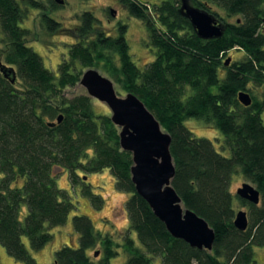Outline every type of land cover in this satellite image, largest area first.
I'll use <instances>...</instances> for the list:
<instances>
[{
  "label": "trees",
  "instance_id": "1",
  "mask_svg": "<svg viewBox=\"0 0 264 264\" xmlns=\"http://www.w3.org/2000/svg\"><path fill=\"white\" fill-rule=\"evenodd\" d=\"M27 3L42 12L40 3ZM116 3L142 22L153 59L142 68L134 63L125 24L106 31L94 13L84 10L78 24L61 28L42 12L40 23L50 35L72 40L53 73L30 47L36 36L20 25L25 5L0 0V62L15 72L14 82L0 73V245L13 260L37 264L30 251L51 242L49 230L64 225L75 207L70 190L58 186V176L66 174L73 188L79 172L107 169L115 189L128 193L121 242L95 229L88 216L75 214L71 226L77 245H62L51 264H110L119 248L125 264H153L154 257L160 264H264L253 258V247L264 246V0H191L223 26L220 37L208 40L197 37L179 14L181 0ZM235 49L243 53L241 59L229 57ZM88 68L135 95L169 134L171 186L183 206L213 230L211 250L170 235L135 192L131 154L120 148L110 116L96 113L87 95H65ZM256 87L260 99L251 93ZM239 92L250 96V105L239 102ZM189 119L216 129L219 147L195 136L185 124ZM235 174L257 189V204L231 194ZM79 193L96 210L101 208L102 199L85 182ZM235 200L247 206L244 231L233 225ZM96 244L100 255L90 256L88 250Z\"/></svg>",
  "mask_w": 264,
  "mask_h": 264
},
{
  "label": "rangeland",
  "instance_id": "2",
  "mask_svg": "<svg viewBox=\"0 0 264 264\" xmlns=\"http://www.w3.org/2000/svg\"><path fill=\"white\" fill-rule=\"evenodd\" d=\"M26 9L25 19L20 23L22 27L29 28L32 31L35 40L30 41V47L37 52L41 57L43 65L51 70L53 73L57 71V64L62 57L66 56L67 45L72 42L71 38L61 33L50 35L47 30L40 23V15L42 12L46 13L53 19L61 24V28L69 27L73 24H78L79 15L88 10L94 13L98 23L104 27L106 31L114 32L115 26L119 23L126 25L125 38L129 46V53L134 63L142 68L146 63L153 59V51L146 44L147 35L144 26L140 20L130 16L116 0H62V3H57L55 0H34L40 3L43 8L42 12L39 9L31 8L28 6V0H17ZM144 2H154V0H142ZM150 9V6H147ZM220 15H224L220 9H217ZM236 17L228 18L229 22H234ZM231 59H241L243 53L240 50H233L228 52ZM86 70V69H85ZM101 75H104L100 70L96 69ZM84 71V70H83ZM108 78V77H107ZM17 86V85H16ZM118 96H124V92L120 91L117 86H113ZM67 97L77 95H87L86 90L79 83L73 87H69L64 91ZM255 98L260 99L261 88H253L251 92ZM90 97V96H89ZM92 99L93 109L96 113L111 115L108 107L98 100ZM261 118L264 122V109L261 112ZM195 136L205 137L210 139L215 148L219 147L221 140L220 134L216 129L204 126L200 121L189 119L185 122ZM117 127V126H116ZM119 131V127H117ZM58 172V171H57ZM79 177L73 188L70 186V180L66 174H60L57 178L59 187L70 190L72 200L75 203L73 211L69 214L67 222L56 228H51L49 231L53 235L51 242L41 248L39 251H30L31 255L35 258L37 264H51L53 260V253L62 245L76 246L78 241L77 234L72 230L71 218L73 215H86L88 216L95 229L101 233H108L115 242L120 243V235L124 229L127 228V216L123 210V204L128 198V193L121 192L115 189L114 180L107 169L97 173H82L79 172ZM84 182L89 186L94 194H97L102 199V206L95 209L87 197H82L79 193L80 186ZM249 181L245 180L240 174H235L233 177L229 190L232 195H236V189L242 183ZM253 185V184H251ZM235 212L242 210L246 212L248 222V211L246 205H241L239 200L233 203ZM248 225V224H247ZM134 238V235L131 234ZM117 256L110 259V264H125L126 255L122 249H117ZM97 253V255H95ZM90 256L100 255L99 246L96 244L93 248L88 250ZM253 258L257 263L264 262V246L253 247ZM153 264H160L159 258L152 259ZM0 264H21L13 260L5 252L4 248L0 245Z\"/></svg>",
  "mask_w": 264,
  "mask_h": 264
},
{
  "label": "water",
  "instance_id": "3",
  "mask_svg": "<svg viewBox=\"0 0 264 264\" xmlns=\"http://www.w3.org/2000/svg\"><path fill=\"white\" fill-rule=\"evenodd\" d=\"M55 2L62 3V0ZM178 12L189 21L200 39L218 38L223 33L222 24L211 13L189 4L188 0H181ZM229 62L230 58H227L225 64ZM0 73L14 82L15 72L12 67L0 62ZM78 83L90 97L108 107L110 120L119 127V146L131 154L130 179L135 192L146 201L172 237L183 240L190 247L211 250L213 230L204 219L183 206L171 186L174 165L169 151V134L161 129L142 101L132 93L118 96L113 82L96 69L84 70ZM237 98L244 106L251 103L246 92H239ZM60 120L61 116H58L57 121ZM236 194L253 204L259 202V192L247 182L236 189ZM247 224L246 212L237 211L233 219L234 227L244 231Z\"/></svg>",
  "mask_w": 264,
  "mask_h": 264
},
{
  "label": "flooded vegetation",
  "instance_id": "4",
  "mask_svg": "<svg viewBox=\"0 0 264 264\" xmlns=\"http://www.w3.org/2000/svg\"><path fill=\"white\" fill-rule=\"evenodd\" d=\"M188 3L191 4V5H193V4L191 3V0H188ZM193 6H194V5H193ZM195 7H196V6H195Z\"/></svg>",
  "mask_w": 264,
  "mask_h": 264
}]
</instances>
